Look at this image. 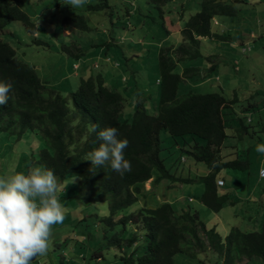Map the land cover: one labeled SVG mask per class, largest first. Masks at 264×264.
Segmentation results:
<instances>
[{
    "label": "trees",
    "instance_id": "16d2710c",
    "mask_svg": "<svg viewBox=\"0 0 264 264\" xmlns=\"http://www.w3.org/2000/svg\"><path fill=\"white\" fill-rule=\"evenodd\" d=\"M29 1L0 0V31L11 23L20 22L29 34H37L38 19L24 11ZM147 1L156 6L163 17L164 8L175 0ZM53 2V11L60 7L66 10L62 18L64 30H91L85 15L74 13L77 8L66 5L65 0ZM183 8H179L180 20L185 21L182 43L159 51L161 79L158 80L160 93L156 112L148 111V99L139 94L131 119L122 118L128 101L123 90L127 92L131 88L113 87L100 73L82 78L69 99L43 81L35 69L17 58L11 44L0 39V82L11 85L7 104L0 106V132L19 140L30 133L38 136L42 143L33 156L37 163L53 170L57 179L75 177L80 184L77 195L80 203L108 202L109 217L105 220L114 231L110 245L124 252L120 256L123 264H177L178 254L208 264L200 257L206 251L215 255L211 264H238L243 259L264 264V219L259 232L233 227L224 237L216 227L208 228L198 210L191 207L178 212L171 203L164 202L155 208L144 204L137 212H126L140 203L141 188L148 182L153 185L172 182L169 188H173L178 181H192L182 177L187 156L210 170L209 175L202 178L206 188L202 202L212 211L221 212L228 202V195L218 192L221 171H246L250 167L247 160L231 159L230 153L222 155L223 149L231 151L234 148L239 150L236 154L241 152V148L233 146L229 139L241 142L246 136H252L253 120L240 117L233 109L238 100H230L222 93L190 91L181 94L180 87L186 78L203 75L200 77L203 79L208 73L201 74L199 67H185L183 74L176 72L181 62L200 58L211 60L216 56H204L200 38L233 41L229 35L218 33L213 21L220 15L235 17L238 9L227 0H202L200 11L187 18ZM110 10L109 0H87L83 6V12ZM76 50L75 58L84 56L82 48ZM93 66V69L102 70L106 65ZM249 109L264 112L256 104L242 110ZM235 121L238 122L236 126H228ZM105 127H116L118 139L129 142L124 156L131 163V171L123 176L107 164L96 168L95 173L90 171L92 165L87 161V154L99 147L97 133ZM166 139L171 142L169 147H165ZM170 147L178 148L181 154L168 165V159H173L174 155ZM165 152L167 157L163 155ZM117 225L121 227L118 232Z\"/></svg>",
    "mask_w": 264,
    "mask_h": 264
},
{
    "label": "rangeland",
    "instance_id": "374dc122",
    "mask_svg": "<svg viewBox=\"0 0 264 264\" xmlns=\"http://www.w3.org/2000/svg\"><path fill=\"white\" fill-rule=\"evenodd\" d=\"M227 1L238 9V15L217 16L222 27L215 28L217 31L223 29L222 32L231 37L234 45L230 41L202 39L204 56L218 54L220 59L200 58L178 64L176 72L179 74H183L185 67H199L203 73H208L203 79L201 76L186 78L180 92L222 93L230 100H234L236 95L241 103L236 104L235 109L242 110L256 104L258 109L264 110V0ZM109 2L112 11L83 12V7L74 11L82 12L88 21L91 30L84 32L68 28L64 30L62 18L66 10L60 7L53 11V0H31L24 6V11L38 19L37 34H29L22 23L14 22L0 31V39L11 44L16 50L17 58L35 69L43 81L69 99L82 78L101 73L109 85L131 88L127 92L123 90L128 101L122 118H132L139 94L146 96L147 109L153 114L156 112L160 93L159 51L161 48L178 47L182 43L185 21L180 20L179 8L185 6L188 18L200 11L202 0H175L164 8L163 17L158 8L147 0ZM252 34L255 35L253 38ZM249 46L252 51L243 53V48ZM77 47L82 48L85 53L81 58H75ZM75 64L77 65L74 66ZM94 64L106 66L102 70H96L92 68ZM212 65L216 66L210 71ZM126 79L127 83L124 82ZM249 114L254 125L250 130L252 136H246L245 141L240 142V148L245 155L241 156L242 160H247L250 167L246 171L224 169L220 173L227 184L224 191L230 190L236 196L235 199H240L239 203L230 205L228 200L218 213L206 207L202 202L205 192L202 178L208 176L210 170L205 164L197 163L187 156L188 162L183 167L182 177L186 180L191 178L192 181H178L172 189L169 188L172 182L162 181L152 185V190L149 191L150 185H143L140 203L128 209L127 214L137 212L144 204L155 208L168 202L178 212L189 207L198 210L206 226L216 227L224 237L235 226L245 232L261 231L259 202L264 193V179L260 180L258 174L260 168L264 167V154L255 149L257 144L264 143V121L261 122L264 112L261 114L251 111ZM242 116L245 114L242 113ZM230 117L232 116H227ZM237 124V121L229 122L228 126ZM228 131L233 135L231 130ZM167 139L165 147H169L171 143ZM229 142L239 144L236 138L229 139ZM40 143V138L31 133L19 140L0 132V175L16 172L27 174L31 167L42 166L33 159L41 148ZM175 148L170 147L174 155L173 159H168V165L180 157V150ZM166 154H163L164 157H167ZM234 172L239 173L235 175ZM233 176H237V180ZM57 180L60 186L58 198L64 207V220L52 226L47 254L36 257L32 264H123L120 256L124 252H118L119 249L110 245L114 231L105 220L109 217L108 202H96L92 205L80 203L77 200L80 189L78 180L71 176ZM237 182H240V186ZM234 186H238L237 191ZM190 199L193 200L192 203L189 202ZM120 229V225H117V232ZM201 236L204 237L202 232ZM200 257L208 264L215 259L210 251L204 252ZM176 261L177 264H200L198 260L185 254H178ZM256 262L259 263L243 259L238 264Z\"/></svg>",
    "mask_w": 264,
    "mask_h": 264
},
{
    "label": "clouds",
    "instance_id": "9594fccd",
    "mask_svg": "<svg viewBox=\"0 0 264 264\" xmlns=\"http://www.w3.org/2000/svg\"><path fill=\"white\" fill-rule=\"evenodd\" d=\"M86 3L65 0L71 8ZM10 91V84L0 82V106L7 104ZM97 139L99 147L87 154L90 171L95 173L96 168L106 164L121 176L131 171V163L124 156L129 142L118 139L116 127L99 130ZM255 150L264 154V143L257 144ZM261 172L264 174V169ZM59 191L54 171L44 166H33L27 174L0 175V264H32L36 257L47 254L52 226L64 220Z\"/></svg>",
    "mask_w": 264,
    "mask_h": 264
},
{
    "label": "crops",
    "instance_id": "0c3cea01",
    "mask_svg": "<svg viewBox=\"0 0 264 264\" xmlns=\"http://www.w3.org/2000/svg\"><path fill=\"white\" fill-rule=\"evenodd\" d=\"M184 8H185V6H184ZM186 9V8H185ZM214 25L217 27H222L221 26V24H220V22L218 21V19L216 18L214 21ZM217 27V28H218ZM215 30H217L216 28H215ZM222 31H224L223 29L222 30H218L217 32L218 33H221V34H225V32H222ZM226 35V34H225ZM254 34H252L251 35V37L253 38L254 36H253ZM204 39H208V40H211V41H213L214 39H209V38H204ZM200 40H201V44H202V39L200 38ZM231 42V41H230ZM232 44L234 43V41H232L231 42ZM234 45V44H233ZM232 48H235L234 46H232ZM245 48V47H244ZM243 48V49H244ZM250 49H251V47H250ZM252 51V49L250 50V52ZM211 56V55H210ZM213 56V55H212ZM213 58H219L220 59V55H216L215 57H213ZM212 66H214V65H212ZM211 66V67H212ZM216 66V65H215ZM201 74H203V71H202V73ZM202 77V76H201ZM235 99H236V101L238 100V103H241V100L240 99H238L237 98V96L235 95ZM237 103V104H238ZM234 110H235V112H237L238 114H239V116L240 117H248L250 114L249 113H251V111H253L252 109H249V110H237V109H235V107L233 108ZM263 110V109H262ZM242 113L243 114H245V116H242ZM249 120H250V118H249ZM253 123V122H252ZM245 139H246V137L243 139V141H245ZM244 143L245 142H243V146H244ZM242 143H240L239 142V144H232L233 146H238V147H241L242 145H241ZM238 150V149H237ZM237 150H235L234 148H233V150H231V151H226L225 149H223V151H222V155L223 156H226L227 154H229L230 153V158L231 159H235V158H237V157H239L240 158V160H242V158H241V156H245L244 155V153H242L243 151H241L240 153H238L237 152V154H236V151ZM241 150V149H240ZM245 150V149H244ZM239 151V150H238ZM229 160V159H228ZM261 169H264V167H262V168H260V170H259V174H258V176H259V178H260V180H263L264 178H261L260 177V171H261ZM236 171V170H235ZM239 173V172H238ZM238 173H235L234 172V174L235 175H238ZM235 179H236V177L237 176H233ZM223 179V178H222ZM224 180V179H223ZM237 180V179H236ZM238 180H240V179H238ZM225 181V180H224ZM238 183V186H240L239 184H240V182H237ZM148 185H150V187H148V190H147V188H146V190L147 191H149V190H152L151 188H152V185H153V183L152 182H148L147 183ZM146 185V184H145ZM238 186H234V188L236 189V191L238 190ZM227 187V184H226V182H225V185H224V187H218V192L220 193V194H222V195H228V200H229V203H230V205H235L236 203H239L240 202V199L239 200H237V199H235L236 198V196L234 195V194H232L231 192H230V190H226V191H224V189L223 188H226ZM170 189H172V188H170ZM221 190H223V192L221 191ZM205 191H206V188H205ZM191 200V199H190ZM190 200H189V202H190ZM234 203V204H233ZM226 205V204H225ZM183 209H185V208H182V210ZM259 209H260V213H261V226H262V224H263V219H264V193H263V195H261V199H260V202H259ZM236 227V226H235ZM236 228H238V227H236Z\"/></svg>",
    "mask_w": 264,
    "mask_h": 264
},
{
    "label": "built area",
    "instance_id": "2783aa9c",
    "mask_svg": "<svg viewBox=\"0 0 264 264\" xmlns=\"http://www.w3.org/2000/svg\"><path fill=\"white\" fill-rule=\"evenodd\" d=\"M250 50V47H245L244 49H243V52H248ZM184 161V160H183ZM260 177L261 178H264V174H262V172L260 171ZM217 184H218V186L219 187H224V185H225V181L224 180H219L218 182H217ZM192 201V200H191Z\"/></svg>",
    "mask_w": 264,
    "mask_h": 264
}]
</instances>
